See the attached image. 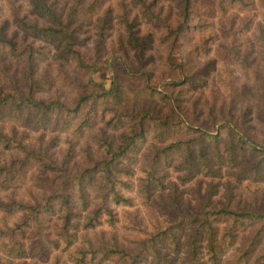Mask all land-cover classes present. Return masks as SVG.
<instances>
[{"label":"rangeland","instance_id":"rangeland-1","mask_svg":"<svg viewBox=\"0 0 264 264\" xmlns=\"http://www.w3.org/2000/svg\"><path fill=\"white\" fill-rule=\"evenodd\" d=\"M22 2L23 0H0V27L8 33L12 28L9 27L11 8L15 7L19 14L24 13ZM180 2L181 0H53L56 10L63 15L74 8L83 12L79 18H74L71 26L76 28L75 37L79 40L78 46L83 59L94 62L95 65L81 70L75 68L71 61L52 60L51 56L56 48L43 44L49 53L38 61L34 72L36 77L45 75L46 78L40 81L43 88L38 94L44 98L56 96L67 103H72L81 94L88 95V100L94 97L95 114L92 117L95 122H92L91 128L83 129L85 132L79 137L60 132L56 143L52 142V133L49 134V131L46 133L49 136L44 135L42 138L38 131L31 132L30 140L33 142L42 139V143H49L46 154L61 162L65 150H73V155L65 162L68 166L82 168L89 162L86 150L92 158L98 157L96 152L101 150L99 138L102 133L118 138L131 125L130 121L124 119L118 125L114 121L105 124L111 114L109 108L131 114L145 108L160 116H177L173 105H169L164 98L161 99L162 94L170 90L181 106L185 120L183 122L192 124L195 129L217 132V142L207 137L195 139L198 137V130L169 135L163 142L147 139L143 152L138 155V160L132 167L135 168V174H139L141 168L152 165L155 168L154 174L160 175L163 186L150 188L148 196L137 190L138 180L132 178L134 186L122 190L133 197L132 204L116 206L118 219L114 226L102 223L84 228L88 211L76 202L78 205L72 208L76 216L71 215L70 223L77 220V237L70 247L62 249L64 239L59 238L56 248L45 243L46 255L34 253L25 257H13L11 264H56L55 259L58 264H81L69 258L68 253L74 246L83 245L86 240L94 249L100 248L102 240L105 246L112 244L113 238L118 245L135 248V240L143 236L142 231L134 229L136 223L152 229L181 214H193L203 208L221 204L233 206L253 199H257L260 206L264 207V164L256 166L257 172L253 170L256 160L262 156L261 151L254 152L250 157L245 156L244 159H236L232 164H227V161L218 162L213 156L215 150L224 156L229 150H238L237 144L231 148L229 137L232 135L236 138L239 130L256 141L264 140V0H253L254 6L250 9L234 6L225 12L219 10L217 0H194L190 21L203 24L188 30L184 37H179L177 43L171 45V35L167 31L180 18ZM88 5L90 6L87 8ZM3 21L5 22L2 24ZM16 38L19 41L30 40L28 37L22 39L19 34ZM39 43L41 42L36 41L35 44ZM241 57L252 67L251 73L240 67L238 62ZM123 66L128 73L121 70ZM1 72L3 69L0 66ZM196 72L201 74L194 81L192 79V83L189 78L182 85L171 83L175 77L185 79L187 75L189 77ZM114 75L122 90L119 93L96 96L101 89L88 83V80L102 83L108 88ZM147 84L155 88V91L149 93L146 89L143 92L141 88ZM5 86L12 87L9 83ZM102 110L105 111L103 118L100 117ZM220 127L223 129L219 133ZM4 129L9 132L7 125H4ZM175 138L192 139V165L187 162L185 149L163 148L164 144ZM157 148L160 151L157 152ZM200 149L208 158L209 165L217 169L216 172L206 173L202 169L196 152ZM43 172L36 171L33 176L27 177L18 191L27 198L38 190L42 197L44 192L50 190L49 187L44 188L47 179ZM38 173L39 178L36 177ZM40 183L44 184L39 185L38 189L32 186ZM97 183L87 188L89 194L96 191ZM30 188L32 191L28 194ZM91 204L92 207L95 206V203ZM14 219L15 215H10L6 223L11 224ZM62 222L63 218H60L56 225L52 228L45 227L40 233H49L52 239L57 238V234L53 232L60 230ZM47 225H50V221L45 226ZM257 226V223H248L237 229L232 242L230 240V244H225L220 264H231L245 239L250 237L251 231ZM189 232L186 229L184 237ZM37 236L26 239L32 241ZM33 242L29 246L30 250L37 247ZM263 247L264 236L255 253L260 252ZM167 250L169 248H164V251ZM101 255L100 251L96 252L93 261L87 264L116 263L113 256L102 259ZM185 256V253L179 252L177 261L173 260V263L187 264V260H182Z\"/></svg>","mask_w":264,"mask_h":264},{"label":"trees","instance_id":"trees-1","mask_svg":"<svg viewBox=\"0 0 264 264\" xmlns=\"http://www.w3.org/2000/svg\"><path fill=\"white\" fill-rule=\"evenodd\" d=\"M193 3L194 0H181L180 18L176 25L167 31L171 35V45L177 43L179 37H184L188 30L203 24L190 21ZM22 4L24 6L22 14L16 12L15 7L11 8L10 33L0 27V66L3 69L0 73V216L2 218L0 254L3 255L0 257V264H11L13 257H25L34 253L46 255L45 243L51 248H56L59 238L64 239L62 249L70 247L77 237L75 230L78 228V222L75 220L70 223L71 215L76 216V212L72 211V208L78 205L76 202L88 211V220L84 222V228H92L102 223L114 226L118 219L116 206L132 204L133 197L122 191L134 186L132 178L138 180L137 190L143 191L148 196L150 188L163 186L160 175L154 174L155 168L152 165L141 168L139 174H135V168L132 167L136 164L138 155L143 152L147 139L163 142L169 138V135L198 130L199 134L195 139L207 137L217 142V132L195 129L192 124L183 122L185 120L181 106L170 90L164 92L161 99L164 98L169 105H173L178 113L177 116L172 114L160 116L145 108L132 114L109 108L111 114L105 124L114 121L118 125L124 119L130 121L131 125L123 130L118 138L102 133L99 138L101 150L96 152L98 157L92 158L86 150L89 162L82 168L68 166L65 162L73 155V150H65L61 162L51 158L46 154L49 143H42V139L33 142L30 140L31 132L38 131L40 138L44 135L48 137L52 133L51 139L54 143L60 132L82 136L85 132L83 129L91 128L95 122L92 117L95 114L93 111L95 98L88 100V95L81 94L72 103H67L56 96L44 98L38 94L43 88L40 81L46 78L45 75L38 78L34 72L38 61L49 53L43 44L47 43L56 48L51 56L52 60L71 61L75 68L81 70L93 67L95 63L83 59L78 46L79 40L75 37L76 28L71 26L74 18H79L83 12L74 8L63 15L56 10L53 0H23ZM217 6L221 12H225L229 7L234 6L250 9L254 3L253 0H217ZM6 23L8 24L7 21ZM17 34L22 39L28 37L30 40L19 41L16 38ZM36 41L41 43L35 44ZM238 63L242 69L252 72V67L244 58L241 57ZM122 69L124 73H128L124 70L126 67L123 66ZM200 72L189 77L187 75L186 80L175 77L171 83L182 85L188 78L192 83V79L194 81V78L201 74ZM17 74L18 77H15ZM7 83L12 87H6ZM88 83L101 89L96 96L119 93L122 90L115 75L108 88L91 79ZM146 89L149 93L155 91V88L149 84L141 88L143 92ZM103 110L100 115L102 118L105 112ZM4 125L9 127V132L4 129ZM222 129L219 128V133ZM47 131L50 132L48 135H46ZM191 141L192 139L175 138L164 144L163 148L185 149L187 162L192 165ZM229 144L231 148L237 144L238 150H229L226 156L215 150L213 156L218 162L227 161V164H232L236 159H244L254 152L261 151L262 156L256 160L253 167L254 172H257L256 166H260L258 164H264V140L256 141L239 130L236 138L230 135ZM158 151L160 148H157ZM196 152L200 166L206 173L217 171L209 165L203 150ZM36 171L45 172L43 173L47 183L44 188L49 187L50 190L44 192L42 197L37 190L26 198L18 188ZM39 173L36 174L38 178ZM95 182H98L96 191L89 194L87 188L94 186ZM43 184L32 186L38 189L39 185ZM30 191L31 188L27 193L30 194ZM91 203H95V206L92 207ZM259 203L257 199H253L233 206L221 204L211 208L206 207L193 214H181L171 218L165 224L156 225L152 229L136 223L134 229L142 231L143 236L135 240V248L129 249L122 244L118 245L113 238L112 244L105 246L102 240L100 248L94 249L86 240L83 245L74 246L68 257L75 263L87 264L93 261L94 254L100 251L102 259L113 256L116 260L115 264H179L173 263V260L177 261L178 253L183 252L186 256L182 257V260H187V264H220L225 244L232 242L237 235V229L248 223H257L258 226L251 231L250 237L245 239L240 252L232 259L231 264H264V247L260 252L255 253L261 237L264 236V207L262 208ZM10 215H15V221L8 224L6 220ZM60 218H63L60 230L53 232L57 234V238L52 239L49 233L45 235L40 233L45 227L52 228ZM48 221L50 225L45 226ZM186 229L190 232L184 237ZM34 235H38L32 240L37 247L30 250L32 241L26 238ZM225 239L228 241L226 242ZM164 248L169 250L164 251ZM55 262L58 264L57 259Z\"/></svg>","mask_w":264,"mask_h":264}]
</instances>
